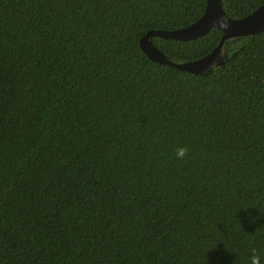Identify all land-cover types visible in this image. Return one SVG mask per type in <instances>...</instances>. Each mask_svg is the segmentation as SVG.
I'll list each match as a JSON object with an SVG mask.
<instances>
[{
  "label": "trees",
  "instance_id": "1",
  "mask_svg": "<svg viewBox=\"0 0 264 264\" xmlns=\"http://www.w3.org/2000/svg\"><path fill=\"white\" fill-rule=\"evenodd\" d=\"M205 6L0 0V264H264V31L206 75L139 46ZM222 35L152 41L184 63Z\"/></svg>",
  "mask_w": 264,
  "mask_h": 264
},
{
  "label": "water",
  "instance_id": "2",
  "mask_svg": "<svg viewBox=\"0 0 264 264\" xmlns=\"http://www.w3.org/2000/svg\"><path fill=\"white\" fill-rule=\"evenodd\" d=\"M213 28L223 33L218 45L209 54L190 62H172L152 41L154 37L173 41L194 40L205 36ZM262 31H264V4L257 7L249 15L234 19L223 11L221 0H206L203 14L195 22L187 27L172 31H148L139 40V46L142 52L155 63L171 66L194 75H206L214 68L223 65L226 56L222 52V47L226 41L259 34Z\"/></svg>",
  "mask_w": 264,
  "mask_h": 264
},
{
  "label": "clouds",
  "instance_id": "3",
  "mask_svg": "<svg viewBox=\"0 0 264 264\" xmlns=\"http://www.w3.org/2000/svg\"><path fill=\"white\" fill-rule=\"evenodd\" d=\"M189 149L186 147H178L176 149L175 155L179 160H183L188 155ZM250 264H262L261 256L256 251V249H252V254L249 257Z\"/></svg>",
  "mask_w": 264,
  "mask_h": 264
}]
</instances>
